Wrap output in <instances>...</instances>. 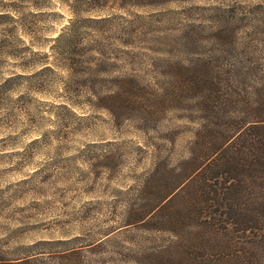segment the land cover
<instances>
[{"label":"rangeland","instance_id":"374dc122","mask_svg":"<svg viewBox=\"0 0 264 264\" xmlns=\"http://www.w3.org/2000/svg\"><path fill=\"white\" fill-rule=\"evenodd\" d=\"M263 97L264 0H0V264H143L154 164Z\"/></svg>","mask_w":264,"mask_h":264},{"label":"trees","instance_id":"16d2710c","mask_svg":"<svg viewBox=\"0 0 264 264\" xmlns=\"http://www.w3.org/2000/svg\"><path fill=\"white\" fill-rule=\"evenodd\" d=\"M234 107L201 104L188 156L144 180L172 241L143 264H264V97Z\"/></svg>","mask_w":264,"mask_h":264}]
</instances>
